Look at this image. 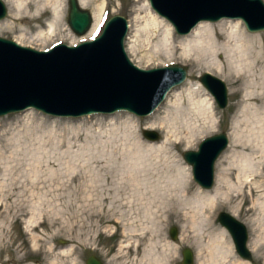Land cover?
<instances>
[{
    "label": "rangeland",
    "instance_id": "374dc122",
    "mask_svg": "<svg viewBox=\"0 0 264 264\" xmlns=\"http://www.w3.org/2000/svg\"><path fill=\"white\" fill-rule=\"evenodd\" d=\"M3 2L7 6L8 13L0 21L7 18L10 19L9 21H13L10 18V5L6 0H3ZM64 2V14L56 26V34L51 35L48 32L49 29L46 23L52 20L51 9L48 8L41 18L30 23L26 21L16 22L12 30L2 32L0 36L39 50L49 49L57 43L79 44L93 38L92 35H89L96 22L93 12L98 9L99 5L104 3L101 22H105L116 14L123 15L128 19L129 31L125 40L126 51L130 59L140 68L148 69L168 65L183 66L187 68L188 74L186 80L179 86L186 82L194 86L200 84L203 93H208L210 97L213 96L200 82V76L204 72H210L225 81L228 89V105L221 108L213 97L218 118L217 128L209 130L203 136L197 135L196 139L190 143L182 141V138H180L172 147V154L184 166H189L194 189L204 191L213 189L217 182L222 160L232 150L229 131L240 114L238 105L240 95L232 93L233 86L228 79L229 70L224 65L225 63H223L221 71L217 69L208 71L200 65V61L210 59L208 55L193 52V54L181 58L182 48L178 41L183 36L178 35L171 23L151 8L148 0H87L86 5L82 7L90 11L92 24L88 32L81 36L73 32L69 26L67 20L69 3L68 0H64ZM152 14H156L162 21L157 26L151 23ZM224 20L229 21L231 19L207 22L215 25L212 36L220 44L231 40L228 32L220 31L216 24ZM241 25L247 33H255L249 31L242 21ZM167 28H171L174 35L175 52L171 53L173 55L166 54L162 46L163 36ZM42 30H44L45 35L40 40L37 36ZM257 32L264 34V30ZM210 36L211 33L207 34L204 39L210 40ZM219 58L222 61L225 60L223 54ZM164 102L165 100L161 105ZM32 114L49 118V127L38 130L36 135L39 138L32 144L16 146L9 144L8 138L24 129ZM149 115L139 116L120 110L111 114L96 113L81 117H63L29 108L1 117L0 264H86L87 258L92 254L97 255L106 264H131L135 257H139L142 254V247L137 249L136 246L130 248L126 257L124 255L118 256L122 253L121 247L126 239L123 233L125 227L128 238L132 235H135L136 238L144 236L142 243H147L151 238L150 233L146 232L147 229L142 231L143 228L151 226V223L146 220L142 212L139 189L127 187V189L120 190L111 186L113 181L120 180L119 172L115 171L121 164L122 159H101L100 162L95 160L94 163V160L82 157L63 156L58 158L55 152H60L62 149L56 147L53 140H58L62 135L69 137L70 133L67 134L68 131L65 130L73 126H85L86 123L88 125L94 124L90 129L99 139L118 142V139H122L124 136L123 129H114V124L118 125L129 116H132L136 123L130 129L133 133L129 136V139H140L145 143L154 142L160 145L166 138V129L158 123L151 127V121L153 120L150 119ZM144 129L156 130L159 132L160 138L157 140L148 139L143 134ZM63 131L66 134H63ZM222 132L229 135L230 142L216 161L214 186L205 189L194 180L192 166L184 159L183 152L197 149L203 138ZM81 133L84 136V131ZM46 140L48 141L45 142ZM172 140L176 141V138L172 137ZM105 149H111V147ZM55 158H58L59 161L53 163ZM56 172H75L81 173V176L73 182L71 187H66L60 186L59 183L66 182L67 178L57 177ZM122 203H125V207L122 206ZM115 205L119 211L116 216L118 221L120 220L117 225L113 221ZM161 212L164 214L162 237L173 243L177 248V254L173 260L165 264H182L185 248L192 250L194 255L193 264H199L196 245L184 240V222L179 221L175 216H170L165 207L161 208ZM220 212L234 215L228 205H223L216 210L214 215L215 226L225 228L219 220ZM122 213L125 214V219L122 217ZM234 217L247 227L249 234L247 247L252 254L251 260L243 258L235 248L231 233L227 232L238 258L248 264H264V260L252 250L251 228L246 221V213L241 212L240 215ZM172 227L178 229L176 239L171 237ZM194 234V232H191L192 237H194ZM261 251H264L263 247Z\"/></svg>",
    "mask_w": 264,
    "mask_h": 264
},
{
    "label": "bare ground",
    "instance_id": "6f19581e",
    "mask_svg": "<svg viewBox=\"0 0 264 264\" xmlns=\"http://www.w3.org/2000/svg\"><path fill=\"white\" fill-rule=\"evenodd\" d=\"M6 2L11 7L10 18L13 21H9V18L0 21V33L12 30L16 22L30 23L41 18L45 10L50 8L52 20L46 25L51 35L56 34V26L64 14V0ZM86 3L87 0H80L81 6ZM99 6L93 12L96 22L89 35H95L99 31L104 3ZM152 15L151 23L154 26L162 22L156 14ZM207 22L199 23L190 34L178 41L182 48L181 58L193 52L208 55L209 60L200 61L201 67L208 71H221L225 63L229 70L228 79L233 86L232 93L240 95V114L229 131L232 150L222 160L213 189H194L189 166H184L172 154V147L178 139L182 138V141L190 143L197 135L203 136L209 130L217 128L215 102L208 93H203L200 84L194 86L186 82L174 88L165 102L149 115L153 120L151 127L158 123L166 129V138L160 145L129 139L133 133L130 129L136 123L132 116L118 125L114 124V129H123L124 136L118 139L119 143L99 139L90 129L94 124L86 123L85 126H73L65 130L68 131L67 134L70 133L69 137L62 135L58 140H53L54 145L62 149L55 152L58 158L82 157L94 160V163L101 159H122L115 171L119 172L120 180L113 181L111 186L120 190L127 187L139 189L142 212L151 223V226L142 229H147L146 232L151 235L147 243H142L144 236L136 238L132 235L128 238L126 227L123 231L126 239L119 257H126L134 246L137 249L142 247V254L135 257L131 264H165L177 254L176 246L162 237V207L167 208L170 216L184 222V240L196 245L199 264H248L235 253L227 235L229 230L215 226L214 215L223 205H228L234 216L246 213V221L251 228L252 250L264 260V251H261L264 248V34L247 33L242 28L241 19L224 20L216 24L220 31L228 32L231 40L220 44L212 36L215 25ZM44 33V30L40 31L37 37L42 40ZM210 33V40H205V36ZM162 46L168 55L175 52L171 28L165 31ZM221 54L224 55V61L219 58ZM49 125V118L32 114L24 129L9 137L8 143L14 146L32 144L39 138L37 131ZM62 133L66 134L64 131ZM106 147L111 149H105ZM58 158L53 163L59 161ZM55 174L57 177L67 178L66 182L59 183L66 187H71L81 176V173L75 172ZM122 206L125 207V203ZM118 212L115 205L113 221L116 225L120 223L116 216ZM124 216L122 213L125 219ZM191 232L195 233L194 237Z\"/></svg>",
    "mask_w": 264,
    "mask_h": 264
},
{
    "label": "water",
    "instance_id": "95a60500",
    "mask_svg": "<svg viewBox=\"0 0 264 264\" xmlns=\"http://www.w3.org/2000/svg\"><path fill=\"white\" fill-rule=\"evenodd\" d=\"M157 14L167 19L179 35L189 34L200 22L241 19L251 32L264 30L263 0H149ZM68 24L77 35H84L92 24L91 13L79 0H68ZM8 13L0 0V19ZM128 19L112 16L95 39L77 45L55 44L49 50L24 46L0 36V118L29 108L63 117H81L119 110L139 116L152 113L168 92L187 78V69L179 65L143 69L129 57L125 39ZM200 82L218 105H228V89L218 76L204 72ZM150 140L160 138L156 130L144 129ZM229 145L222 132L204 138L197 149L186 150L183 157L192 166L194 180L205 189L215 184L216 161ZM219 220L232 235L237 252L251 260L247 247V227L227 212ZM171 237L178 229L171 228ZM190 248L183 250L182 264H193ZM86 264H106L90 255Z\"/></svg>",
    "mask_w": 264,
    "mask_h": 264
}]
</instances>
